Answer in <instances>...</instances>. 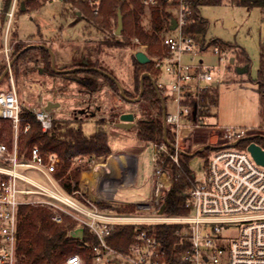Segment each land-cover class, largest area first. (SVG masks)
I'll use <instances>...</instances> for the list:
<instances>
[{"label":"built area","instance_id":"2783aa9c","mask_svg":"<svg viewBox=\"0 0 264 264\" xmlns=\"http://www.w3.org/2000/svg\"><path fill=\"white\" fill-rule=\"evenodd\" d=\"M7 1L9 8L5 10ZM41 1L62 4L66 11L79 17L84 15L83 7L99 16L103 6V0ZM198 1L139 0L147 10L165 4L172 13L169 31L160 37L161 49L155 54L150 55L148 46L138 37L133 38V42L141 46L135 53L145 52L153 70L159 72L156 75L148 72L153 81L162 74L172 78L170 85L157 87L162 92L167 126L176 132L177 143L169 148L165 141L161 145L148 142L152 148L148 200L117 198L121 189L137 186L138 165L135 174L124 166L116 169L107 167L105 172L98 170L94 182L81 180L79 188L68 193L62 185L63 178L57 176L62 163L58 155L45 156L38 147L26 153L21 150L20 136L28 132L30 125L22 130L23 110L16 90L0 91V121L9 123L14 130L11 146L0 142V264H19L18 231L21 209L25 206L44 209L50 220L58 225L65 224L67 220L75 221L74 233L87 227L98 242H80L77 246L92 255L94 264H264V166L256 163L247 148L239 149L233 145L245 138L248 129L238 133L234 127L224 129L215 125L217 131L224 132L221 139L225 143L219 142L211 153L203 177L194 176L193 187L186 194L185 206L189 213L170 216L166 210L161 212L172 184L165 158L169 157L180 166L179 154L184 150L179 142L181 144L182 140L193 137L195 129L213 127L209 123L213 116L207 114L202 94L218 84L221 77L212 72L213 68L203 65L202 60L194 61L215 41L207 42L203 35L189 31L202 17L200 8L203 6H199V13L196 9ZM230 1L242 3L245 0ZM259 1L264 3V0L255 3ZM21 5L25 6L22 0H0V28L5 27L0 44V68L5 63L11 75L15 42L10 40V30ZM173 20L177 24L175 29H171ZM113 34L117 36L116 27ZM212 48L215 55H225V50L219 45L214 44ZM169 98L177 104L176 113H168L166 101ZM34 113L44 132L52 129L57 118L51 112L41 108ZM261 129L263 127L258 128ZM104 158L88 160L77 157L69 174L84 165H89L91 171L103 164L98 160ZM112 181L118 182L115 191L111 188ZM85 188L90 189L89 192ZM100 204L116 207L133 205L135 211L118 213L102 210ZM158 225L181 226L177 232L183 249L179 260L169 258L166 246L156 233ZM117 226L136 228L131 243L124 248L114 247L109 242ZM65 264H86L85 255L74 254L67 258Z\"/></svg>","mask_w":264,"mask_h":264},{"label":"rangeland","instance_id":"374dc122","mask_svg":"<svg viewBox=\"0 0 264 264\" xmlns=\"http://www.w3.org/2000/svg\"><path fill=\"white\" fill-rule=\"evenodd\" d=\"M38 3L39 8L17 10L14 25L10 30L11 42H13L12 34L16 32L17 40L25 48L32 44L45 45L54 53L56 58L54 68L57 70L71 69L80 62L96 64L116 78L124 90L136 95L132 99L139 97L135 91L133 57L135 50L141 46L133 42L136 36L130 37L129 44L104 45L101 43L102 38L111 35L109 32L101 34L96 30L95 16L87 12L85 7H83L84 15L79 17L66 11L62 4L44 3L41 0H38ZM200 15L208 22L207 42L218 39L235 47L224 49L225 55L218 56L213 53V44L194 59V61L202 60L203 65L213 68L212 72L221 77V81L216 85L219 91L216 115L209 119L213 127L195 129L193 137L182 140L181 144L179 142L183 152L191 151V153L186 152L187 165L197 178L203 177L211 157L208 151L197 154L198 149L208 144L216 147L219 142L225 143L221 139L224 132L217 131L215 125L224 129L234 127L238 133L248 129L245 137L264 135V108L256 85L250 81L257 77L260 45L264 43V7L222 0L220 4L201 7ZM4 34L5 27L0 28V44L3 42ZM235 50L239 52L244 50L247 53L250 59L248 67L237 66L236 62H231V59L237 56ZM28 65L32 69L29 74L20 75L18 78L15 77L12 66L13 74L9 73L8 77L3 78L0 91L15 89L21 106L32 112L45 109L48 102L59 103L60 107L50 111L51 114L59 120L80 122L87 134L93 133L98 128H105L111 152L104 156V159L98 160L99 163L108 164L112 155L116 157L120 154L140 158L137 186L121 189L117 198L148 200L151 192L148 181L152 166V148L148 142H143L136 136L139 121L148 118L142 111L144 102L141 99L134 102L125 101L120 95V90L112 89L101 78H98L101 82L100 90L89 91L80 83H70L63 76L47 73L42 62ZM20 67L23 69L22 65ZM239 67H245L246 72L240 74ZM171 79L167 74H162L154 83L158 86L170 85ZM166 102L168 113H176L175 100L169 98ZM156 107L159 109V106ZM123 113L135 115L136 125L133 128L124 129L114 126L120 121L119 117ZM4 124L10 125L0 121V125ZM260 127L263 129L258 130ZM205 142L209 143L205 144ZM88 171H90L89 165L83 171L84 178L91 179ZM82 178L83 174L81 180Z\"/></svg>","mask_w":264,"mask_h":264},{"label":"trees","instance_id":"16d2710c","mask_svg":"<svg viewBox=\"0 0 264 264\" xmlns=\"http://www.w3.org/2000/svg\"><path fill=\"white\" fill-rule=\"evenodd\" d=\"M22 1L25 2V10L40 7L38 0ZM221 2L222 0H199L196 9H198L199 6L217 5ZM242 3L264 7V3L261 1L251 3L245 0ZM8 8L9 1H7L5 5V10ZM19 10L25 11L22 9V5ZM87 12L90 13V10H87ZM100 12L99 16H95L96 24H99L96 30L101 34L109 32L111 35H105L101 40L102 44L107 46L113 44H129L130 37L136 36L143 44L148 46V53L150 55L155 54L157 50L161 49L160 37L168 33L172 14L167 10L165 4L153 10H147L140 4L139 0H121L119 2H115L114 0H103V6ZM119 12H121L123 18V33L121 37L113 34L115 27L117 30ZM146 21L148 22L147 24ZM207 27V20L200 17L198 18L196 26L190 27L189 31L206 37ZM125 33H127V35ZM12 39L13 42H15L12 51V61L14 59L15 61L12 66L16 78L20 75L26 76L29 74L32 70L28 65L29 63L35 65L36 63L42 62L47 73L55 74L52 65V55L49 50L45 47H34L22 52L25 46L17 40L16 32H13ZM212 44L219 45L223 50L235 47L233 44H227L218 39L213 41ZM235 51L237 55L236 58H234L236 65L248 67L250 65V59L247 53L244 50L240 52L237 50ZM133 63L136 77L135 91L137 96H139L141 94V75L143 73L146 74V72L156 75L159 72L153 70L151 62L148 64H141L138 62L135 55L133 57ZM89 64L90 66L98 67L96 64ZM89 64L80 62L78 65L87 67ZM21 65L23 69H21ZM6 69L7 65L4 63L0 68V77L4 74ZM8 74L9 72L6 74L5 78L8 77ZM74 75L82 80L80 84L84 85L89 91L100 90L101 82L98 78L107 82L112 89L119 90L113 79L111 80L108 76L100 74L95 70H77ZM68 77L71 76L65 78L68 80ZM250 81L256 85L261 104L264 108V43L260 45V61L257 77L255 80ZM143 93L141 100L144 102V107L142 111L148 118H143L139 121L136 129L137 138L143 142L153 141L157 145H161L166 137V143L169 148H172L177 143V135L170 127H168L165 135L163 124V98H161L162 92L158 87H155L152 79L146 77L144 79ZM125 94L131 99L136 97V95H132V93L127 90H125ZM202 104L207 107L208 115H216L219 104V91L216 85L211 86L202 94ZM156 106H159V109ZM22 110V117L24 119L22 130H24L27 125H30V129L27 133H22L20 136L19 146L21 150L23 152H29L30 149L38 147L45 156L52 153L58 155L62 163L57 176L63 178L62 185L68 193H71L73 189L79 188L81 174L88 166L78 167V169L76 168L69 174V170L77 160V157L93 160L109 155L111 152L108 145V133L105 128H98L93 133L87 134L83 128V124L80 122L56 119L53 122L52 129L44 132L41 124L35 119V113L25 110L23 107ZM13 139V128L8 124L0 125V142L11 146L13 144ZM252 142L259 144L260 147L264 149V136L261 135L243 138L237 148L246 149ZM215 149L216 147L206 151L212 153ZM186 152L191 153V151H185V153L179 154L180 166L176 165L169 157L165 158V165L170 169L172 183L165 198L166 214L170 216H183L189 213V210L185 206L186 194L188 193L187 191L189 189L191 190L193 187L195 174L187 165L188 155ZM99 207L102 210L118 213L135 211V206L133 205L116 207L109 204H100ZM20 214L21 221L18 231L19 264H65L67 258L74 254L85 255L86 264H94L92 255L85 249L77 246L80 242L88 244H95L98 242L97 237L87 227L84 228L83 237L79 239L74 236V231L77 226L75 221L67 220L65 224L58 225L50 220L48 213L44 209H36L28 206L22 207ZM180 229L181 226L179 225L156 226V233L166 246L169 258L173 261L179 260L183 252V249L180 248L181 237L177 235ZM135 232L136 228L134 226H117L109 237V242L114 247L124 248L131 243Z\"/></svg>","mask_w":264,"mask_h":264},{"label":"water","instance_id":"95a60500","mask_svg":"<svg viewBox=\"0 0 264 264\" xmlns=\"http://www.w3.org/2000/svg\"><path fill=\"white\" fill-rule=\"evenodd\" d=\"M253 3H255L257 0H249ZM22 9L25 10V6L22 5ZM176 21L173 20L172 21V26L171 29H175L176 28ZM122 31H123V18H122V14L121 12L118 13V26H117V30H116V35L117 36H121L122 35ZM34 47H45L47 50H49V52L52 55V63H53V67H55V56L54 53L46 46L44 45H29L26 48H24V51L30 49V48H34ZM18 57V56H17ZM135 57L138 60V62H140L141 64H148L150 62V58L147 56V54L143 51H138L135 53ZM16 58V57H15ZM15 61V59L11 62V66L13 64V62ZM231 62L234 63L235 60L231 59ZM87 70H95L97 72H99L100 74H103L105 76H108V78H110L111 80L113 79V81L115 82V84L118 86L119 90H120V95L121 97L128 101V102H134V101H138L142 98V95L144 94V79L150 78L152 79L151 75L149 73L146 72V74L144 73L141 77V94L139 95L138 98L136 99H131L128 98L125 94V90L122 87V85L119 83V81L114 78L111 74L106 73L105 71L98 69V68H92V69H87ZM238 71L240 74H243L244 72H246V68L245 67H239ZM9 72L8 69H6V71L4 72V74L0 77V83L3 80V78L6 76V74ZM153 80V79H152ZM154 83V81H153ZM155 84V83H154ZM214 85H217V83H215ZM155 87H157V85L155 84ZM164 104V101H163ZM47 107H45V110H47L48 112L52 111L53 109H56L58 107H60L59 103H53V102H48V104L46 105ZM166 112L164 111V117H163V124H164V128H165V135L167 133L168 130V126L166 123ZM119 122L115 123L114 126L118 127V128H124V129H130L133 128L136 124H135V115L133 113H123L120 115L119 117ZM165 142H167V138L165 137ZM240 143V141L234 143V146H238V144ZM210 148H215L212 145H204L201 148L198 149L197 153H203L204 151L210 149ZM247 150L251 153L252 157L254 158V160L256 161V163H258L259 165L264 166V149L262 147H260L259 144L252 142L249 144V146L247 147ZM185 153V152H182ZM166 210V205L164 204L162 207L161 212H164ZM83 233L84 230L82 228L76 230V232L74 233L75 238H82L83 237Z\"/></svg>","mask_w":264,"mask_h":264},{"label":"bare ground","instance_id":"6f19581e","mask_svg":"<svg viewBox=\"0 0 264 264\" xmlns=\"http://www.w3.org/2000/svg\"><path fill=\"white\" fill-rule=\"evenodd\" d=\"M114 157V155H112ZM111 157L110 158V162L107 165H103V164H99L97 165L93 170L88 171V175L91 177L90 180H92L94 182L95 180V176H97L98 174V170L105 172L106 168H112V169H116L119 166H124L130 169L132 174L136 173V168H137V156L134 155H126V154H120L116 157ZM130 173V174H131ZM117 181H112L111 182V188L112 190H116L117 187ZM86 189V192H89L90 189Z\"/></svg>","mask_w":264,"mask_h":264},{"label":"flooded vegetation","instance_id":"af4514ba","mask_svg":"<svg viewBox=\"0 0 264 264\" xmlns=\"http://www.w3.org/2000/svg\"><path fill=\"white\" fill-rule=\"evenodd\" d=\"M87 64H89L90 62H86ZM53 65V64H52ZM92 68H98V67H96V66H90V64H89V66H87V67H82L81 65L79 66V65H77V66H74L73 68H71V69H65V70H57V69H55L54 67H53V69H54V72H55V74H51V73H49V74H51V75H58V76H63V77H67V76H71V77H68V81H70V82H73V83H81L82 82V80L78 77V76H76V75H74L75 74V71H77V70H86V71H91V70H87V69H92ZM98 69H100V68H98ZM102 70V69H101ZM104 71V70H103ZM106 72V71H105ZM107 73V72H106ZM70 78V79H69ZM72 80V81H71Z\"/></svg>","mask_w":264,"mask_h":264},{"label":"crops","instance_id":"0c3cea01","mask_svg":"<svg viewBox=\"0 0 264 264\" xmlns=\"http://www.w3.org/2000/svg\"><path fill=\"white\" fill-rule=\"evenodd\" d=\"M85 63H86V62H85ZM263 124H264V123H263ZM263 124H262V125H263ZM208 143H209V142H208ZM196 146H200V145H196ZM137 158H138V159H137V161H138V162H137V165L139 166V159H140V158H139V156H137ZM84 173H85V172H83V178H82V181L89 180V179L84 178Z\"/></svg>","mask_w":264,"mask_h":264}]
</instances>
